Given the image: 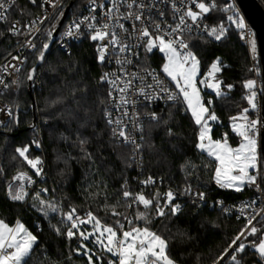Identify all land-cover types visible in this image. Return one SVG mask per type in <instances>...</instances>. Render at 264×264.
<instances>
[{
    "label": "snow or ice",
    "instance_id": "obj_1",
    "mask_svg": "<svg viewBox=\"0 0 264 264\" xmlns=\"http://www.w3.org/2000/svg\"><path fill=\"white\" fill-rule=\"evenodd\" d=\"M35 3L36 0H31ZM53 8L60 6V0H47ZM11 0H8V4ZM165 7L161 8L160 5ZM194 5V8L189 6ZM44 7L43 4L40 5ZM5 0H0V10H6ZM97 8L100 9L99 16L93 14ZM155 9V12L153 11ZM89 15H82L78 19L70 21L61 33L68 38H79L85 36L90 41L96 42V56L98 63L108 60L109 63H115L118 67L110 72H103L99 77V82L106 83L108 86L107 101L99 100V105H104L103 116L105 118V127L109 129V143L116 146H131L128 161L135 160L138 168L142 167V153L147 146L149 150H154L155 145L146 144L145 127L149 137L153 129L162 128L164 135L171 139L176 137V133L170 126L173 117V109H178L185 113H190L191 121L196 126L195 132V149L207 157L212 158L210 163L214 164L211 171V180L221 189H232L240 193L245 186L254 187L257 192L261 193V200H264V116L260 115L259 106L256 102L257 92L254 89L255 81L247 79L243 81V87L247 90V95L243 98L247 101L248 107L238 111L236 115L229 117V125L232 133L239 137V144L232 147L228 142V134L224 133L220 138L214 139L212 136V122L218 120L215 112L210 110L213 100L210 98L206 102L201 96L202 88L211 89L217 97L223 95L222 81L217 78V74L222 68L227 67L220 57L214 58L204 72L203 77L198 74L201 68V61L193 50L192 34L196 33L200 37L210 38L214 41H222L227 34L228 25H234L240 31L241 38H247L249 51L255 59L256 40L253 38L251 30L245 22V18L234 2H225L218 5L216 0H107L105 10L104 0L97 4V0H89ZM213 11L223 12L226 14L228 25L224 23L223 18L219 22L211 25L204 23V19ZM60 15H63L61 9ZM172 17L169 23L167 16ZM43 20L44 17H38ZM60 16L56 17L59 20ZM6 20L3 11H0V21ZM125 22L130 23V28L126 27ZM28 30L24 33L26 36V45L35 51V60L37 63L27 71L26 81L36 83L38 77L43 73L38 72L41 65L47 63V54L50 50L48 40L52 38L53 32L56 31V24L51 25L47 30L42 46L37 51V45L31 41V37L40 31L36 27V21L25 24ZM13 34H21L20 29L13 23L9 29ZM246 34V35H245ZM187 37V39H186ZM135 41V43H132ZM67 43V41H65ZM143 48L145 54L152 53L158 49L163 54V63L159 71L148 67H138L136 71H129L133 64V58H138L134 49ZM71 56V53H68ZM12 60H20L19 57L13 56ZM9 68L15 72L20 69L17 65L8 64L0 69L8 73ZM48 70L55 72L53 65H48ZM259 72V68H254ZM150 77L151 82L146 78ZM166 81L168 83H166ZM22 81L13 79L12 85L19 87ZM139 84V86H137ZM0 85L4 89L10 86L0 77ZM174 85V89L171 88ZM230 90L232 85H226ZM86 93V88L72 89L74 103L80 104L75 99L76 92ZM143 102L152 104L154 101H163L168 108V117L163 118L161 113L155 111L141 112L140 108L145 106ZM66 97L56 96L47 102V107L62 105ZM98 105V106H99ZM111 105L115 108L117 115L113 117ZM131 106V110L129 109ZM7 107V106H6ZM18 107V105L16 106ZM250 110L256 111V118H250ZM87 113V109L85 110ZM65 123L75 119L71 110L57 114ZM8 116L12 117V123L18 124V119L13 115V111L8 109ZM67 117V119H65ZM51 117L45 118V123ZM148 123L145 125L144 121ZM80 124L77 129L76 139L72 142L73 147L79 148V156L59 155L58 160H62L67 166L71 159H83L95 163L94 157L88 151L86 145L90 143L88 137L80 134L79 129L86 126ZM6 130L11 132V127ZM35 129V125H30ZM131 127L132 132L139 133V141L136 136L128 131ZM93 135H97L93 131ZM60 138L68 140V137L60 134ZM37 148L40 142L36 139L31 141ZM179 145L173 144L171 151H176ZM20 158L34 172L36 177H43V166L39 156L32 157L30 154V145L24 143L14 148L12 160ZM120 159V157H118ZM122 162H124L122 160ZM130 167V163L125 164ZM196 165L186 160L181 165V170L186 175H191L190 169ZM207 169L208 165H204ZM4 174V169L0 168V175ZM64 174V169L60 170ZM135 179V178H134ZM141 185H152L154 179L149 175L146 179L140 180ZM35 184L32 175L28 171L17 170L11 176L9 181L4 184V194L7 200L11 202H20L28 204V197L31 196L30 207L37 213L48 220V227L55 232L57 236H63L68 240L79 237V247L73 249L78 254L87 258V264H104L103 257L110 254L111 258L107 259V264H178L174 259L169 248L174 239L181 243L191 241L192 237L187 230L177 229L172 235L165 237L161 233L153 230L150 225L155 218L163 219L166 216L176 217L182 213L183 207L175 203L176 193L169 189L163 193V202L161 203V194H153L151 198L146 197L143 192L133 193L128 189V182L125 179L120 185V196L115 203L109 204L107 198L101 206L111 212L116 218L113 225L104 224L93 214L87 211L84 216L78 214L74 206H69L68 211H64L61 204L53 197L46 198L49 189L40 188L37 191L29 192V188ZM91 187V185L89 186ZM55 192V189L52 190ZM88 190L85 189V192ZM181 195H190L192 204L199 207L198 202H206V194L202 191H194L191 185H185L180 191ZM99 195V193H97ZM88 198L95 197L88 192ZM121 200L124 201L121 205ZM256 200L243 201L240 205H233L244 216L246 223L239 232L231 239L219 255L211 261V264H242L239 254H242L246 248H254L255 254L259 257L258 264H264V205L257 209L254 207ZM223 213L227 214L231 208L224 207L220 200L215 201ZM123 206L125 209L134 206H142L143 211L137 208L134 217L122 214L117 209ZM155 211H152V207ZM251 208L252 211L246 213L245 210ZM52 214L59 217L57 223L51 222ZM127 223L125 224L120 218ZM260 218L259 220L257 218ZM239 219V216L237 217ZM91 225V231L82 226ZM35 227L39 230L40 225ZM119 233V235H118ZM259 235V242L246 243L245 238L248 236ZM92 239V243L99 249V253L93 252L86 246L84 241ZM37 236L29 231L25 224L17 218L14 225H9L4 219H0V264H27V258L30 256L33 246L37 243ZM199 261V256L197 257ZM52 264H59L53 261Z\"/></svg>",
    "mask_w": 264,
    "mask_h": 264
},
{
    "label": "trees",
    "instance_id": "obj_2",
    "mask_svg": "<svg viewBox=\"0 0 264 264\" xmlns=\"http://www.w3.org/2000/svg\"><path fill=\"white\" fill-rule=\"evenodd\" d=\"M69 0H64L63 5L58 9L50 24H57V16H61V9ZM83 0H78L74 7L78 6ZM218 5L227 2L226 0H216ZM264 3V0H262ZM38 9V2L32 3L31 0H16L13 6L7 12L6 20L0 23V59L3 58L15 45V38L9 33L10 22L17 19L21 22L31 18ZM223 18L224 23L228 25L226 14L213 11L209 14L207 20L209 23L219 22ZM43 36L38 43L37 51L42 46ZM187 39V37H186ZM193 50L201 61L199 76L208 70L211 61L220 57L227 67L222 68L217 74V78L222 81L223 95L217 97L215 93L208 91L202 92V98L206 102L213 100L210 110L215 112L218 120L212 124L213 138L221 137L227 133L231 142L236 141V136L232 133L229 125V117L236 115L241 109L248 107L244 96L247 90L243 87V81L250 79L248 69L249 60L246 48L239 42L238 29L234 25H228L227 34L222 41H214L210 38L192 35L189 41ZM71 53V56L68 53ZM35 52L28 58L24 69L20 75L22 83L19 87H10L7 93L3 95L5 101L10 104L13 111L19 108L18 127L12 120L6 125L12 128V133L17 135L0 134V168L4 169V174L0 175V219H4L10 226L15 224L17 218L25 224L29 231L37 236V243L33 246L30 256L27 258V264H52L53 261L59 264H87V258L73 249L79 247L75 239L68 240L63 236H57L48 227V220L30 207L31 196L28 197L29 203L11 202L7 200L4 194V184L9 181L11 176L19 169L34 174L30 168L19 157L12 160L14 148L24 143L30 145L31 139L36 135L34 131H27L25 127L30 123L32 114L30 111L24 112L29 107L31 99L26 90V73L35 63ZM94 42L89 39L74 43L68 52L57 49L54 45L47 54V63L41 65L38 72L40 75L41 88L32 89L35 101V112L39 119V133L44 158V176L41 185L49 189L46 198H55L64 211L69 210V206L77 208L78 212L92 211L104 224L113 225L116 218L111 212L102 209L105 198L109 204L115 203L120 196V185L126 179L128 189H134L136 179V169L132 161H128L130 148L116 146L109 143V129L105 127L106 121L103 116L104 105H99V100L107 98V84L99 82V77L103 72H107L109 65L105 62L98 63L95 59ZM141 64L143 66H155L160 69L162 57L154 50L150 54H145L142 48L140 53ZM55 67L56 71L48 70V65ZM226 85H232L229 90ZM86 88V93L76 92L75 99L80 101L77 105L73 101L72 89ZM66 97L62 105L47 107V102L56 96ZM18 105V107H16ZM99 105V106H98ZM168 106L157 108L163 118L168 117ZM87 109V113L86 110ZM71 110L75 119L65 123L64 119L58 117V113ZM252 110H250L251 117ZM51 117L47 123L45 118ZM67 119V117H65ZM86 123L79 132L90 139L86 145L89 152L92 153L95 163L83 159H71L66 166L57 156H67L71 154L79 156V148L73 147L72 142L76 139L77 129L80 124ZM148 121L145 122L147 125ZM170 126L176 133V137L171 139L164 135L162 128L153 129L149 137L147 127L144 135L146 144L155 145L154 150H149L145 146L142 153V167L140 175L148 177L151 175L160 178L164 182H176L184 185H191L197 191L205 192L208 196H222L226 199L238 198L249 194L255 190L254 187L245 186L240 193L230 189L219 188L211 180V171L214 164L205 154L195 149L196 126L191 121L189 113L173 109V117ZM37 128V127H36ZM2 129L6 130V127ZM7 131V130H6ZM93 131L97 135H93ZM9 132V131H8ZM68 137V140L60 138V134ZM179 145L176 151H171V146ZM32 157L39 155L37 150L31 148ZM120 157V159H118ZM122 160L124 162H122ZM188 160L196 165L190 169L191 175H186L181 170V165ZM130 163V167L125 164ZM208 165L206 169L204 165ZM64 169V174L60 170ZM135 178V179H134ZM91 185V187H89ZM55 189V192L52 190ZM85 189L88 191L85 192ZM36 191V190H35ZM34 192V191H33ZM88 192H91L94 199L88 198ZM99 193V195H97ZM151 198V193H143ZM124 201L121 200V205ZM162 203V202H161ZM143 211L142 206H134L131 210L132 217L135 212ZM122 214L127 213L123 206L117 209ZM155 211V207H152ZM59 217L52 214L51 222L57 223ZM121 221L123 218H120ZM260 219V218H259ZM258 219V220H259ZM246 223L245 220H237L233 216L224 215L220 209L208 208L200 204L195 207L192 201H187L183 211L176 217L166 216L163 219L155 218L150 227L164 235L172 236L177 229L187 230L192 237L191 241L181 243L178 239L171 242L169 252L177 260L178 264H211L215 256L227 247L231 239L239 232ZM39 224V230L35 225ZM259 233L256 236L245 238L246 243L259 242ZM242 264H258L259 257L255 254L254 248H246L239 254ZM199 256V261L197 257ZM225 264H228L225 261Z\"/></svg>",
    "mask_w": 264,
    "mask_h": 264
},
{
    "label": "built area",
    "instance_id": "obj_3",
    "mask_svg": "<svg viewBox=\"0 0 264 264\" xmlns=\"http://www.w3.org/2000/svg\"><path fill=\"white\" fill-rule=\"evenodd\" d=\"M15 1L16 0H11V3L8 4V0H5V3L7 4V8H6V10H0V11H3L4 15L6 17H7V12L13 6ZM226 1L227 2H233V0H226ZM259 1L261 2V4H263V7H264V3L262 2V0H259ZM37 2H38V9L31 18H29L23 22H21L17 19H14L10 22V25H9V29H10L12 24L16 23V27L18 29H20V33H21V34H13L12 32L9 31L10 35L13 38H15L16 43H15L14 47L9 51V53H7L3 58L0 59V69L7 66L8 64L17 65L20 69L19 72H15L12 68H9V71L7 74L4 73L3 71H0V77H2L5 80V82L9 84L10 87H16L15 85L11 84V81L13 79H18L20 81L21 72L24 69V66L26 65L28 58L30 57V55L32 53L35 52V51H33V49L29 48L26 45V36L24 35V33H27L28 30L24 27V25L30 24L33 20L36 21V27L39 28L40 31L37 32L36 35L31 37V41L34 42L38 46V43L40 42L41 38L43 36H46L45 35L46 31L50 30L51 25H52L50 23L53 21L52 19H53L54 15L56 14V12L58 11V9L63 5L64 0H60V6L57 8H53L52 5L47 2V0H37ZM53 2H55V0H53ZM100 2H101V0H97V4H99ZM185 2H187V0H185ZM234 2L236 3L235 0H234ZM104 3H105V10H106L107 0H104ZM41 4L44 5L43 8L40 7ZM189 6L194 8V5L189 4ZM237 6H238V4H237ZM73 7H74V5L70 8L65 19L63 20V22L58 27H57V25H58V22H57V24H56L57 30H56L55 34L52 35L54 38L52 45H54L57 49L62 50L64 52H68L70 50V47L72 44L87 39L85 36H81L79 38H68V37H65L61 34L65 30V27L70 23V21L76 20L82 15H84V16L89 15V11H88L89 0H83L78 6H76L75 8H73ZM160 7L164 8L165 5L161 4ZM238 8H239V6H238ZM63 9H64V7H63ZM239 10H240V8H239ZM153 11L155 12V9H153ZM240 12H241V10H240ZM93 14L99 16L100 9L97 8V10ZM241 15H243L242 12H241ZM208 16H209V14L204 19V23L211 25V23H209V21L207 20ZM38 17H44V19L41 20V19H38ZM166 19L168 20L169 23L172 22V17L170 15L167 16ZM1 22L2 21H0V23ZM245 22L248 25V28L251 30V32L253 34V38L256 40L255 34L253 32L251 25L246 21V19H245ZM125 24H126V27L130 28L129 22H125ZM192 35H197V34L193 33ZM204 35H206V34H204ZM238 38H239V42L246 48V51H247L248 60H249L248 69H249L250 76H251L250 79L255 81V85H254L253 90H255L257 92L256 102L259 106L260 115L262 116L263 81H262V72H261L260 55H259L258 47H256V55H255V59H253V57L249 51V45L247 42V38L242 39L239 30H238ZM65 41H67V43H65ZM132 43H135V41H132ZM256 46H257V42H256ZM94 50L96 52V42H94ZM141 50H142V47L139 49H134V51H136L138 54V58H133V64H132V66H130L129 71H136L137 68L140 66L148 67V68L155 69V70L159 71V68H157L155 66H143V64H141V59H140ZM13 56L19 57L20 60H12ZM104 62L109 65V69L107 72H110L114 68L118 67L114 62L109 63L108 60H105ZM254 68H259V72H256L255 70H251ZM146 79L149 82H151L150 77H148ZM166 83H168V82L166 81ZM41 86L42 85H41L40 76H39L38 81L36 83L32 82V89H40ZM137 86H139V84H137ZM9 88L4 89L3 86L0 85V129L5 127L13 119L12 117L8 116V109L10 108L12 111H13V109L10 106V104H8L5 101V99L3 98V95L5 93H7ZM171 88L174 89V86L171 85ZM107 91H108V86H107ZM140 100L145 105V106L140 108L141 112H144V111H155V112H157V108L165 106L163 101H154L152 104L149 105V104H147V102H143L142 98H140ZM106 101H107V98H106ZM109 107L111 108V113H112L113 117H115L117 115L115 108H113L111 105H109ZM129 109L131 110V106H129ZM13 115H14V111H13ZM256 116H257V112L252 111L250 118H256ZM145 122H147V120H145L144 123ZM128 131L130 133H132L133 135H135L137 140L139 141V135H140L139 133L132 132L131 127H129ZM128 147L131 149L130 145ZM35 150L38 151V153H39L38 156L41 158L42 166H43V176H44V158H43L42 148H41V146L39 148L36 147ZM132 162L135 165V169H136V179H135L134 189L132 190L133 193L142 191L143 193L144 192L151 193L153 196L155 191H159V193L161 194V197H160L161 202H163V195L162 194L165 193L166 191H168L169 189H171L176 193L175 203H179L182 205V207H184V205L186 204L187 201H192V198L190 197V195H187V194L181 195L180 194L181 189H183L185 187L184 184H179L176 182H164L160 178L153 177L154 183L152 185H147V186L141 185L139 183V181L146 179L147 177L141 176L140 175V168L137 167L135 160H132ZM29 175H32L33 179L35 181V184L29 188L30 193L35 191V190L37 191L40 188H45L44 186L41 185L43 177L42 178L36 177L35 174H31V173H29ZM192 189L194 191H197L194 188H192ZM254 199L256 200V204L254 205L255 208L259 209L262 207V205H264V200H261V193L257 192L256 189L249 194L240 196L238 198H233V199H226L222 196H208V195H206V202H198V203L206 205L208 208L220 209L219 207H217L215 205V201L220 200L223 202L224 207L231 208V211L227 214L223 213V211L220 209L224 215L233 216L237 220H245L244 216L239 214L238 209L236 207H232V206L233 205H240L241 202H243V201H252ZM132 208L133 207L127 208L126 214L129 215L130 217H132V213H131ZM251 211H252L251 208L245 210L246 213H249ZM86 212L87 211L78 212V214L81 216H84ZM238 216H239V219L237 218ZM257 219H259V217ZM122 222L125 224V230H126L127 229V223L123 220H122ZM84 228H86L88 231H91V225L82 226V229H84ZM118 235H119V233H118ZM74 239L79 246V243H80L79 237L78 236L74 237ZM92 239L93 238H90L88 241H84V243L86 244L87 247L92 249L93 252L99 253V249L96 248V246L92 243ZM109 258H111L110 254L103 257L104 264H107V259H109Z\"/></svg>",
    "mask_w": 264,
    "mask_h": 264
},
{
    "label": "water",
    "instance_id": "obj_4",
    "mask_svg": "<svg viewBox=\"0 0 264 264\" xmlns=\"http://www.w3.org/2000/svg\"><path fill=\"white\" fill-rule=\"evenodd\" d=\"M78 0H69L63 9V15L60 17L58 21L57 27L63 22L66 15L68 14L70 8L77 2ZM238 4L241 12L243 13L246 21L251 25L253 32L255 34L257 47L260 55V64H261V72H262V81H263V93H262V116H264V7L263 4L259 0H235ZM56 27V30H57ZM56 31L53 32L55 34ZM54 38L48 40L50 44V48L52 47ZM37 63V61H35ZM34 63V64H35ZM33 66V65H32ZM31 66V67H32ZM30 67V68H31ZM29 68V69H30ZM26 90L31 99L29 107L24 110V112L30 111L32 114V119L30 123L25 127L27 131H34L37 127V114L35 112V101L33 98L32 92V82L26 81ZM22 111L19 108L14 110V116L19 120V112ZM30 125H35V129L30 127ZM18 127V124H15V128ZM0 134L3 135H17L18 132L12 133L8 132L4 129H0ZM264 188V185H262ZM159 191H155L157 193Z\"/></svg>",
    "mask_w": 264,
    "mask_h": 264
},
{
    "label": "rangeland",
    "instance_id": "obj_5",
    "mask_svg": "<svg viewBox=\"0 0 264 264\" xmlns=\"http://www.w3.org/2000/svg\"><path fill=\"white\" fill-rule=\"evenodd\" d=\"M157 52H158V54L162 57V61H161V63H160V66L162 65V63H163V54L162 53H160L159 52V50L158 49H155ZM199 75V74H198ZM204 75V74H203ZM203 75L201 76V77H203ZM174 86V85H173ZM204 91H208V92H211V93H215L213 90H211V89H207V88H202V91H201V95H202V92H204ZM190 114V113H189ZM212 124H213V122H212ZM36 131H37V133H36V135L31 139V141L33 140V139H36V140H38L39 142H40V146H41V148H42V145H41V141H40V133H39V119L37 118V128H36ZM235 135V134H234ZM236 136V135H235ZM217 138H220V137H217ZM214 139H216V138H214ZM236 141L235 142H231L229 139H228V142H229V144L232 146V147H236L238 144H239V142H240V140H239V137H237L236 136ZM30 145H31V148L32 149H36V147L34 146V144H31V142H30ZM206 155V154H205ZM207 156V155H206ZM209 158V157H208ZM210 159H212V158H210ZM214 169V168H213ZM22 171H24V170H22ZM230 190H232V189H230ZM232 191H234V190H232Z\"/></svg>",
    "mask_w": 264,
    "mask_h": 264
}]
</instances>
